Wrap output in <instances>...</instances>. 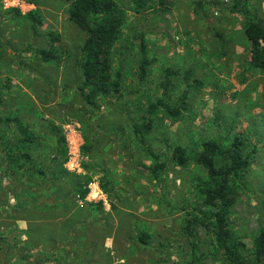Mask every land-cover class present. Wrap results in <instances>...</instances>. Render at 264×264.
<instances>
[{"label":"rangeland","instance_id":"374dc122","mask_svg":"<svg viewBox=\"0 0 264 264\" xmlns=\"http://www.w3.org/2000/svg\"><path fill=\"white\" fill-rule=\"evenodd\" d=\"M115 2L124 20L110 66L121 74L120 98L95 94L87 102L77 66L84 34L67 0H0V264H231L212 226L185 228L201 216L198 207L207 211L199 194L207 176L196 163L201 141L228 137L226 145L241 134L250 164L231 180L238 199L229 228L249 249L264 229V70L250 65L245 8L234 0ZM244 5L264 24V0ZM32 11L40 24L28 20ZM39 48L56 58L40 63ZM142 56L153 63L140 81ZM168 68L190 71L203 87L189 93L178 120L158 112L141 145L133 126L148 104L163 98L174 106L185 89L180 75L164 92ZM7 117L20 119L30 144L3 124ZM51 127L65 138L63 163ZM178 145L185 166L172 162ZM84 177L91 182L80 200L74 184ZM101 179L113 186L109 194Z\"/></svg>","mask_w":264,"mask_h":264},{"label":"trees","instance_id":"16d2710c","mask_svg":"<svg viewBox=\"0 0 264 264\" xmlns=\"http://www.w3.org/2000/svg\"><path fill=\"white\" fill-rule=\"evenodd\" d=\"M147 1L149 0H132L138 7L144 6ZM158 1L160 4H164L167 0ZM234 1L236 5H243L245 8L243 33L250 46V65L256 69L264 70V24L257 18L255 12L246 8L244 5L246 0ZM66 13L70 21L84 34L77 66L81 69L80 91L85 100L90 102L95 94L109 95L119 99L121 74L119 72L112 73L110 56L124 20L121 8L115 0H67ZM27 17L29 21L36 24L41 23L37 11L27 14ZM136 38L139 40V50L143 53L145 50L144 37L139 35ZM35 58L40 63L46 64L53 61L56 55L50 49L39 48L35 51ZM152 63L153 60L147 59L145 56L140 58L138 63V79L140 81L145 78ZM180 75L185 83V89L180 95L179 103L172 106L165 99L158 98L148 104L143 116L139 118V123L133 126V134L139 144H145V136L150 133L154 116L158 112H164L172 121L178 120L189 93L197 92L203 87V81L192 78L190 71L186 70L180 74L178 71L168 68L165 70L164 80L161 83L164 92L169 89L171 78ZM86 88L88 92L85 93ZM3 124L6 127L13 126L29 144L31 143V138L26 129L21 127L18 117H7ZM50 134L55 139V157H61L63 163L66 155L65 138L56 127L50 128ZM226 140L228 137L206 139L200 143L196 163L205 170L207 181L200 185L199 194L207 211L198 207L201 216L187 219L185 230L190 233L193 226L200 225L209 231L212 226L214 245L231 264H264V229L258 231L252 240L250 249L244 242L233 240L231 236L228 217L238 199L236 188L231 184V180L239 179L240 175L245 172L250 164V155L245 152L241 134L234 135L224 145ZM83 149L88 151L87 147ZM24 157L27 160L30 159L28 155L24 154ZM171 158L173 164L185 166L188 162L186 149L181 145L176 146ZM58 174V178H64L68 173L63 170ZM90 182L89 177H84L82 182H75L74 190L78 193L80 200L85 199L88 191L86 188ZM99 184L105 194H109L113 190V186L105 179H101ZM138 240L142 244H146L147 236L142 233L138 235Z\"/></svg>","mask_w":264,"mask_h":264},{"label":"built area","instance_id":"2783aa9c","mask_svg":"<svg viewBox=\"0 0 264 264\" xmlns=\"http://www.w3.org/2000/svg\"><path fill=\"white\" fill-rule=\"evenodd\" d=\"M73 134H76V132H74ZM68 142V140H66ZM70 142V141H69ZM76 143L78 145V139H76ZM70 144H72V146H74V143L70 142ZM71 159V158H70ZM94 187H96L95 189H97L99 191V193L102 194V192L100 191V188L98 186V184H94Z\"/></svg>","mask_w":264,"mask_h":264}]
</instances>
